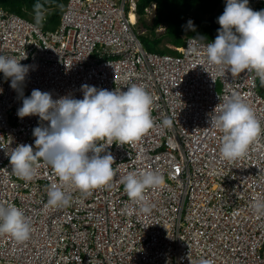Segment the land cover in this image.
<instances>
[{
  "label": "built area",
  "instance_id": "2783aa9c",
  "mask_svg": "<svg viewBox=\"0 0 264 264\" xmlns=\"http://www.w3.org/2000/svg\"><path fill=\"white\" fill-rule=\"evenodd\" d=\"M136 3L68 0L51 30L0 8V55L28 66L15 90L0 72V205H15L32 226L24 243L0 234V264H264V216L252 207L264 201V133L229 162L220 155L222 133L210 128L216 107L233 94L264 128V87L252 71L234 77L210 65L205 45L214 40L183 38L182 46H170L176 54L146 51L134 31ZM85 84L122 92L143 86L153 98L154 125L101 153L114 157L109 185L87 196L66 189L71 206L50 207L48 188L59 184L50 165L38 161L27 183L12 173V149L25 144L35 151L33 130L48 126L36 115L21 119L18 109L34 89L54 100L83 99ZM145 171L164 177L145 190L150 214L121 183L128 173Z\"/></svg>",
  "mask_w": 264,
  "mask_h": 264
},
{
  "label": "clouds",
  "instance_id": "9594fccd",
  "mask_svg": "<svg viewBox=\"0 0 264 264\" xmlns=\"http://www.w3.org/2000/svg\"><path fill=\"white\" fill-rule=\"evenodd\" d=\"M34 11L36 24L42 26L44 5L35 4ZM217 22L218 35L214 42L205 45L208 63L221 66L234 77L246 70L252 71L264 87V10L253 11L248 0H227ZM188 28L195 31L191 20ZM197 38L204 37L197 34ZM190 51L199 54L197 47H191ZM0 72L5 78H11L10 86L15 90L24 82L28 66L0 55ZM81 87L83 99L63 96L54 100L51 93L34 89L18 109L21 119L36 115L41 121H47L48 126L33 130L35 151L25 144L12 149V173L27 183L36 177L38 161L50 165L59 179V184H51L47 193V206L54 208L71 206L73 197L66 189H75L87 196L109 185L115 174L114 157L111 153H101L114 141L124 145L139 139L154 125L153 98L143 86L132 84L123 92L98 90L87 84ZM214 112L210 128L222 133L220 155L224 160L231 162L243 157L264 133L253 109L238 94L226 98ZM163 124L170 127L171 121L166 118ZM121 183L139 210L150 214L152 209L146 202L145 190L159 187L164 177L155 171L130 172ZM252 207L264 216V201L257 199ZM31 233L32 226L19 208L12 204L0 205V234L11 235L17 243H24L31 238Z\"/></svg>",
  "mask_w": 264,
  "mask_h": 264
},
{
  "label": "trees",
  "instance_id": "16d2710c",
  "mask_svg": "<svg viewBox=\"0 0 264 264\" xmlns=\"http://www.w3.org/2000/svg\"><path fill=\"white\" fill-rule=\"evenodd\" d=\"M68 0H0V8L24 17L34 23V5H44V30L54 29L60 19L62 11ZM227 0H137L136 15L137 24L147 30L138 36L143 48L149 52L160 54H176L166 45L174 47L183 45V38H197V34L204 37L202 41L215 40L218 35V17L223 14ZM155 5L154 16L151 24L145 22V9ZM248 6L253 11L264 10V3ZM191 20L195 31L188 28V21ZM159 27L164 28L162 34H157ZM263 94V93H262Z\"/></svg>",
  "mask_w": 264,
  "mask_h": 264
},
{
  "label": "rangeland",
  "instance_id": "374dc122",
  "mask_svg": "<svg viewBox=\"0 0 264 264\" xmlns=\"http://www.w3.org/2000/svg\"><path fill=\"white\" fill-rule=\"evenodd\" d=\"M153 16H154V8L150 7V12L145 15V22H146L147 25L151 24V20H152ZM136 24H137V22H136ZM136 24L134 26V31L136 32L137 36H139V35H141L143 33H147L146 32L147 30H145L143 27L141 29L139 26H136ZM156 32H157V34H162L164 32V28L163 27H159L156 30ZM166 46L168 48H170L171 45L167 44ZM259 93L262 95V91L261 90L259 91Z\"/></svg>",
  "mask_w": 264,
  "mask_h": 264
},
{
  "label": "bare ground",
  "instance_id": "6f19581e",
  "mask_svg": "<svg viewBox=\"0 0 264 264\" xmlns=\"http://www.w3.org/2000/svg\"><path fill=\"white\" fill-rule=\"evenodd\" d=\"M131 18H132V20L134 19V17H133V16H132Z\"/></svg>",
  "mask_w": 264,
  "mask_h": 264
}]
</instances>
